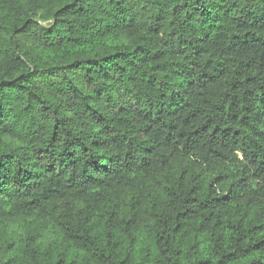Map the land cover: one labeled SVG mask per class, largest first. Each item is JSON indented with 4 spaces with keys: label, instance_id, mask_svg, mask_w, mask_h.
<instances>
[{
    "label": "trees",
    "instance_id": "16d2710c",
    "mask_svg": "<svg viewBox=\"0 0 264 264\" xmlns=\"http://www.w3.org/2000/svg\"><path fill=\"white\" fill-rule=\"evenodd\" d=\"M0 264H264V0H0Z\"/></svg>",
    "mask_w": 264,
    "mask_h": 264
}]
</instances>
